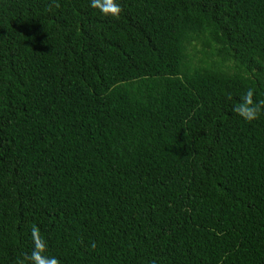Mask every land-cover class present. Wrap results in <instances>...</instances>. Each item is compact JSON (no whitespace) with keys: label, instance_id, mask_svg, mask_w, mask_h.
<instances>
[{"label":"trees","instance_id":"trees-1","mask_svg":"<svg viewBox=\"0 0 264 264\" xmlns=\"http://www.w3.org/2000/svg\"><path fill=\"white\" fill-rule=\"evenodd\" d=\"M114 2L0 0V264H264V0Z\"/></svg>","mask_w":264,"mask_h":264},{"label":"clouds","instance_id":"clouds-1","mask_svg":"<svg viewBox=\"0 0 264 264\" xmlns=\"http://www.w3.org/2000/svg\"><path fill=\"white\" fill-rule=\"evenodd\" d=\"M91 5L94 8H99L102 13H111L113 15H116L119 12V5L114 2V0H91ZM252 95L251 89L248 90V92L243 97V103L240 105H237L235 107V111L242 116L244 119H252L257 109L254 107H249V104L251 103L250 97ZM36 231L33 229V236L36 237ZM36 250L32 252V259L35 261V264H57L56 257H43L41 256V251L44 248V244L41 240L36 239Z\"/></svg>","mask_w":264,"mask_h":264}]
</instances>
